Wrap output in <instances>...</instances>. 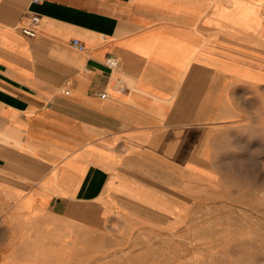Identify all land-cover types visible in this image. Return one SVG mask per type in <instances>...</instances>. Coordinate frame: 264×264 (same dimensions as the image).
I'll use <instances>...</instances> for the list:
<instances>
[{
  "label": "crops",
  "instance_id": "0c3cea01",
  "mask_svg": "<svg viewBox=\"0 0 264 264\" xmlns=\"http://www.w3.org/2000/svg\"><path fill=\"white\" fill-rule=\"evenodd\" d=\"M260 134L264 0H0V264H156L163 176Z\"/></svg>",
  "mask_w": 264,
  "mask_h": 264
},
{
  "label": "rangeland",
  "instance_id": "374dc122",
  "mask_svg": "<svg viewBox=\"0 0 264 264\" xmlns=\"http://www.w3.org/2000/svg\"><path fill=\"white\" fill-rule=\"evenodd\" d=\"M259 140L258 149L224 160L200 185L163 176L156 264H264V134Z\"/></svg>",
  "mask_w": 264,
  "mask_h": 264
},
{
  "label": "built area",
  "instance_id": "2783aa9c",
  "mask_svg": "<svg viewBox=\"0 0 264 264\" xmlns=\"http://www.w3.org/2000/svg\"><path fill=\"white\" fill-rule=\"evenodd\" d=\"M32 4L36 5V4H39L41 2V0H29ZM39 22V19L38 17L36 16H33L30 20V23L33 25V26H36ZM23 33L27 36H34V32H33V29H25L23 31ZM71 46L77 51V52H80V53H83L85 52V47L84 45L79 41V40H73L72 43H71ZM118 62L115 58L113 57H107L106 60H105V66L111 70H115L118 68ZM116 93L118 94H124V93H127L128 92V89L126 87H118L116 88ZM66 95H68V92H65ZM98 97L100 99H105L106 98V93H103V94H99Z\"/></svg>",
  "mask_w": 264,
  "mask_h": 264
}]
</instances>
